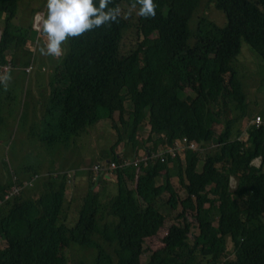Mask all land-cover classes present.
Returning <instances> with one entry per match:
<instances>
[{"label":"trees","instance_id":"1","mask_svg":"<svg viewBox=\"0 0 264 264\" xmlns=\"http://www.w3.org/2000/svg\"><path fill=\"white\" fill-rule=\"evenodd\" d=\"M199 1L153 0L159 6L156 16L138 17L139 40L128 54L120 52V41L132 21L123 11L110 27L69 37L49 81L46 126L36 133L47 144L66 142L85 134L106 110L116 134L109 155L117 164L120 143L130 154L147 142L164 148L183 144L173 156L169 151L160 156L174 163L184 197L167 189L169 173L157 183V156L151 153L155 145L148 148L147 164L113 169V195L101 201L99 191L91 189L80 197L74 223L67 221L65 209L72 202L66 194L68 172L37 175L29 193L2 201L12 184L9 174L0 181V264H69L67 251L72 247L92 249V264H264V125L245 126L251 116L231 66L243 43L264 63V0H209L224 13L225 22L219 25L202 17L192 28L189 22ZM19 3L0 0V65L13 64L18 53H28L23 49L26 42L39 35L30 24L14 23ZM116 5L120 7V0L110 6ZM226 100L239 114L217 131L214 124L222 123ZM129 102L132 110L125 117ZM237 117L243 123L235 127ZM145 124L148 135L139 140ZM243 127L250 141L238 137ZM189 142L196 149L189 148ZM209 145L214 147L211 152ZM257 158L259 165L253 163ZM24 171L30 176L35 172ZM231 177L236 179L233 190ZM94 182L90 176L88 185ZM161 204L178 211L176 222L168 226L161 247L142 263L146 242L158 235L166 219Z\"/></svg>","mask_w":264,"mask_h":264},{"label":"rangeland","instance_id":"2","mask_svg":"<svg viewBox=\"0 0 264 264\" xmlns=\"http://www.w3.org/2000/svg\"><path fill=\"white\" fill-rule=\"evenodd\" d=\"M19 2L18 14L16 19H14L16 25L24 27L30 24L31 28H33L32 20L33 17L37 16V13L46 17L47 0H19ZM134 2L135 0H120V8L126 13V15L130 11V5ZM31 10L33 11L31 12ZM137 11L138 9H131L130 18L132 24L124 31L120 41V52L122 54H128L131 52L132 49L136 47L139 40L136 27V22L139 17L136 14ZM202 17L210 19L219 25H222L225 22L224 13L214 9L209 0L199 1L197 9L189 22V27H195L196 21ZM40 29V31L37 30L39 31L37 38L33 42L27 41L23 48L24 52H29L25 53L24 56L18 53L16 61L11 64L10 72H8L11 76V80L8 82L7 90H5L3 84H0V181H5L4 179H6L9 174H12V180V176L15 175L14 173H16L20 179L24 178L30 174V172L24 171L26 168L35 171L33 173L39 174L41 177L44 174L40 173L44 170L62 171L60 169H62L63 166H67L70 161H76L77 159L63 160V156H59L60 159L63 160L59 163L58 158L53 154L56 152L55 145L57 144L61 148V150L56 152V155L64 153L71 150L70 147L73 146V140L76 137H80L77 140L78 142L88 141L87 145H83L82 149L76 152L78 157L89 156L92 158L94 155L97 156V154H99V148L93 149V146L90 145L89 138H81L85 136L89 130L101 133L103 145L108 144L110 146L116 137L115 129L110 125L111 119L105 116L106 110L101 111V115L103 116L100 117L97 122L90 125L85 134L76 137L73 136L72 138H69L65 144H61L59 141L55 143L48 142L47 144L46 142H41L40 137H37V134L40 135L41 133L39 130L43 127L41 117H43L46 104L49 103V81L52 78L55 67L60 64V58L65 53L64 47L67 48L68 46L67 41L62 44L63 54L59 57L42 55L40 49H46L47 46V34L43 30L42 21ZM189 42H191V40H189ZM12 55L13 53H10L8 56L11 57ZM8 56L7 58L10 60ZM232 64L237 72L238 79L241 81L242 92L246 95L244 106H246L247 113L250 114L249 116H251L252 113L256 114L255 112L264 113L263 61L247 43H243L239 55L235 61L231 63V66ZM25 65L27 66L26 68H24ZM233 104L234 103L229 100H226V103L223 104V111L225 113L219 116V120L222 123H215V130H221L223 123H225L228 118L239 114V109L234 108ZM125 109L124 116L126 117L129 115V110H132L130 102L125 104ZM116 117L117 115L115 114V118ZM237 119L238 120L234 124L235 127H238L239 124L241 125V123H243L241 117H237ZM246 125L248 124H245V126ZM245 131V127H243V131L238 137L244 142H247L250 140ZM138 133L139 140H144L148 135V125H143ZM143 145L144 146L141 148L143 151L146 148L151 147L150 142L144 143ZM213 148V145H209L206 149L211 152ZM171 152H173V150H171ZM180 156L183 158L184 154H181ZM200 156L202 158L198 164V168L201 167L204 151H201ZM260 162L261 160L257 158L253 163L259 165ZM156 166L158 168L157 183H163L165 174L169 173L170 185H166L167 189L169 191L175 190L179 197H184L185 191L178 181L174 163L165 162L161 156H157ZM81 172L87 174V169L83 168ZM132 174L133 171L129 174L131 176V181H133ZM52 175L57 176V173H52ZM235 185L236 179L231 177L230 187L232 190L235 188ZM91 187L92 186L90 185H85L81 190V193L79 192L78 195L73 197L71 203L68 202L65 204V209L67 207L66 216L68 222L74 223L76 218H78L77 213L80 197L87 195L88 192L91 191ZM35 190L37 189H33V191ZM115 191V184H105L99 190L100 200L104 201L110 194H114ZM66 194L68 195V188ZM65 209L63 214H65ZM159 209L165 214L166 219L162 229L158 232V235L146 242L145 252L141 259L142 263H147L150 259L151 253L161 247V238L165 235L168 226L171 223L176 222L174 217H176V214L178 213L177 210H173L165 204H161ZM187 217L191 219V216L187 215ZM192 223L194 224L193 220ZM196 233V227L193 226L192 234ZM3 246L4 241L0 238V248ZM92 251V249L84 250L79 247H72L67 251L69 264H75L78 261H85L88 264H92L94 261ZM231 251V245L228 243L227 258L229 259L232 257Z\"/></svg>","mask_w":264,"mask_h":264},{"label":"clouds","instance_id":"3","mask_svg":"<svg viewBox=\"0 0 264 264\" xmlns=\"http://www.w3.org/2000/svg\"><path fill=\"white\" fill-rule=\"evenodd\" d=\"M113 3L114 0H47L46 17L40 13L36 16L47 34V46L40 49L41 54L59 57L63 54L62 44L69 37L79 38L89 31L117 23L122 9L119 5L110 6ZM158 7L153 0H135L127 15H131V9H138V16L155 18ZM10 80L7 72L0 74V84L5 90Z\"/></svg>","mask_w":264,"mask_h":264},{"label":"crops","instance_id":"4","mask_svg":"<svg viewBox=\"0 0 264 264\" xmlns=\"http://www.w3.org/2000/svg\"><path fill=\"white\" fill-rule=\"evenodd\" d=\"M46 106H47V104H46ZM44 113H46V109H44ZM44 113H43V115H44ZM255 113L264 115V113H262V112L261 113L255 112ZM256 114L252 113L250 120ZM250 120H249V122H250ZM41 121H43V128H45V126H46L45 118L41 117ZM249 122H248V125H250ZM248 125H246V126H248ZM78 138H80V137L74 138L73 146L70 147L71 150H68L64 153H59L58 155H56V152L61 150V148L56 144L55 145L56 146V152L53 153L55 155V157L58 158L59 163L65 159H68V160L77 159L76 161H70L67 166H63L62 169H60L62 171L44 170L42 173H40V174H44L42 177H45V176H47L48 173H57L58 174L60 172H62V173L65 171H66V173L68 172L69 176H70V181H69V186H68V195H67L69 201L73 200V197L75 195H78L79 192L81 193V190L85 187V185L88 186V178L90 176H92L95 180V182L93 183V185L91 187L93 191H99L105 184L112 183V182H110V179L113 176V170L108 171V168H107L108 162L111 161V157L109 155L110 152H109V148H108L109 145L108 144L103 145L101 133L95 132L93 130H89V132H87V134L85 136L81 137V138H89L90 145L93 146V149L99 148L98 149L99 154L96 153L97 156L94 155V157H92V158L89 156L78 157L76 155V152L80 151L82 149V146L85 144L87 145V143H88V141L78 142L77 141ZM60 143L65 144L67 142H60ZM150 143H151V146L155 145V149H156L154 152L153 151L151 152L153 157L160 156L161 153L169 151L168 149L170 147L164 148V144H159V143L158 144H152V142H150ZM148 148H146L144 151L142 149H139L137 153L135 152V153L130 154V153H126V151L124 150V147H123V143H120L116 149V152L120 154L119 155L120 160H121L120 164H123V162L132 163L135 160H141L143 157L149 156V149ZM59 156L60 157L63 156L64 159L61 160ZM95 164H99V168L97 170L93 169V166ZM125 166H130V165H125ZM83 168L87 169V174L85 172H81V170ZM33 175L37 176L39 174L34 173ZM30 177L31 176L28 175V176L22 178L21 180H24V179H27ZM112 184H114V183H112ZM24 190H25V192L29 193L28 188H26ZM71 193H72V195H71ZM111 195H113V194H110L109 196H111Z\"/></svg>","mask_w":264,"mask_h":264},{"label":"built area","instance_id":"5","mask_svg":"<svg viewBox=\"0 0 264 264\" xmlns=\"http://www.w3.org/2000/svg\"><path fill=\"white\" fill-rule=\"evenodd\" d=\"M32 26H33L34 30H39V31L41 30L40 29L41 21L37 20L36 16L33 17ZM10 68H11V64L9 62H7L5 65H0V73H2V74L5 73V72L8 73L10 71ZM249 124L250 125L253 124V125H256V126L264 125V115L256 114L250 120ZM183 143H184V140H183ZM187 146L189 148L196 149V144L194 142H189L187 144ZM182 148H183V144L182 145L181 144H177L175 147L169 148V152L173 156L175 154L174 152H176L177 150H181ZM171 150H173V152H171ZM147 159H148V156L143 157L141 160H135L132 163L123 162V164H117L114 161H109L108 164H107V168H108V171H109V170H113V169H115V168H117L119 166H125V165H133L135 167H138L140 162H145V164H147ZM98 168H99V164H95L93 166L94 170H97ZM35 177L36 176L32 175L30 178L18 181L17 177L15 175H13L12 176V184L6 190L5 194L3 195V200L2 201H5V200L11 199L13 197L19 196L24 189H26V188H28V187H30L32 185V182H33L32 180Z\"/></svg>","mask_w":264,"mask_h":264}]
</instances>
